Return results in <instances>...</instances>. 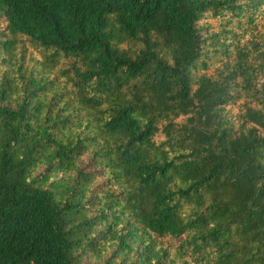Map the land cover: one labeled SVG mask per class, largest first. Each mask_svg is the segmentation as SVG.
<instances>
[{"label":"trees","instance_id":"16d2710c","mask_svg":"<svg viewBox=\"0 0 264 264\" xmlns=\"http://www.w3.org/2000/svg\"><path fill=\"white\" fill-rule=\"evenodd\" d=\"M84 254L264 264V0H0V264Z\"/></svg>","mask_w":264,"mask_h":264},{"label":"rangeland","instance_id":"374dc122","mask_svg":"<svg viewBox=\"0 0 264 264\" xmlns=\"http://www.w3.org/2000/svg\"><path fill=\"white\" fill-rule=\"evenodd\" d=\"M20 40H21V42L17 46L20 49H18L16 51V57H19V55L22 54L24 56L25 67H27L29 69H34V70L35 69L36 70L41 69L40 59L42 58V52L39 49H37L36 47H34L33 45H31L30 43H28L27 41H23V39H20ZM64 63H65L64 60H60L59 65L57 67L64 66L65 65ZM54 74H55V72L52 73V75H54ZM42 170H43V167H39L38 169L35 170L34 175H37ZM102 181H103L102 179H98V180H96L95 183L100 184ZM111 251H112V248L107 247V249L103 252V255L105 257H107ZM96 261H97V259L92 257V255L84 254L83 256L80 257V264H93Z\"/></svg>","mask_w":264,"mask_h":264}]
</instances>
